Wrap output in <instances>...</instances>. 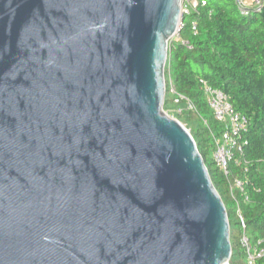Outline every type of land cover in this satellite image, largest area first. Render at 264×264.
Returning a JSON list of instances; mask_svg holds the SVG:
<instances>
[{
  "label": "water",
  "instance_id": "95a60500",
  "mask_svg": "<svg viewBox=\"0 0 264 264\" xmlns=\"http://www.w3.org/2000/svg\"><path fill=\"white\" fill-rule=\"evenodd\" d=\"M181 0H0V264H231L226 204L164 109Z\"/></svg>",
  "mask_w": 264,
  "mask_h": 264
},
{
  "label": "trees",
  "instance_id": "16d2710c",
  "mask_svg": "<svg viewBox=\"0 0 264 264\" xmlns=\"http://www.w3.org/2000/svg\"><path fill=\"white\" fill-rule=\"evenodd\" d=\"M191 16L198 23V31L194 35L190 29L188 39L173 41L171 62L166 66L164 109L190 128L226 207L232 201L228 183L212 161L214 134L220 135L221 126L207 103L201 80L224 91L235 110L248 117L249 143L242 154L236 155L240 164H233V170L247 182L248 200L241 192L237 193L246 223L245 232L250 233L253 244L262 240L264 247V7L261 12L244 15L237 0H207L204 6L200 0ZM186 30L187 27L180 37ZM171 84L176 93L171 92ZM178 94L195 103L197 110H186V100L176 102ZM179 109H183L182 112ZM195 118L202 120V126H194ZM227 211L233 246L230 263L247 264L246 251L240 244L244 232L240 219L235 212L239 234L235 236L232 216L228 208ZM255 264H264V258Z\"/></svg>",
  "mask_w": 264,
  "mask_h": 264
},
{
  "label": "built area",
  "instance_id": "2783aa9c",
  "mask_svg": "<svg viewBox=\"0 0 264 264\" xmlns=\"http://www.w3.org/2000/svg\"><path fill=\"white\" fill-rule=\"evenodd\" d=\"M240 11L244 15H251L255 12H261L264 7V0H237ZM200 4V0H181L180 4V22L176 35L169 41V58L167 64L169 65L172 58L173 41L180 38L181 31L187 27L184 22L186 16H191ZM207 4V0H201V5ZM191 30L193 34H197L198 23L193 20L191 23ZM183 43L191 47L188 41L183 40ZM204 87V93L207 103L210 106L215 120L221 126L220 135L216 136L215 148L212 154L213 161L216 167L222 172L228 183V191L232 201L236 205V213L240 219L241 226L244 230L240 237V244L246 251L247 264H255L260 258H264L263 241L259 240L253 244L248 236L246 230V223L239 204L238 191L245 195L244 199L248 200L245 194L246 180L235 175L233 164L239 165L240 162L236 155L242 154L249 140L247 133L249 131L250 121L248 117L241 112L235 110L231 103L229 96L222 90L211 87L205 80H201ZM171 92L176 93V90L171 84ZM186 100V110L196 111V105L184 95H179L175 99L176 102ZM183 109H179L182 112ZM169 114V113H168ZM170 115V114H169Z\"/></svg>",
  "mask_w": 264,
  "mask_h": 264
},
{
  "label": "rangeland",
  "instance_id": "374dc122",
  "mask_svg": "<svg viewBox=\"0 0 264 264\" xmlns=\"http://www.w3.org/2000/svg\"><path fill=\"white\" fill-rule=\"evenodd\" d=\"M194 20V18L192 16H186L185 19H184V22L185 24L187 25V30L184 31L182 34H181V37L182 39H188L190 37L191 34H188V32H190V29H191V23L192 21ZM191 33V32H190ZM171 115V114H170ZM172 117H175L174 115H171ZM176 118V117H175ZM194 122V126L198 125V126H202V120H200L199 118H195L193 120ZM185 125V124H184ZM187 127V125H185ZM189 130L190 128L187 127ZM212 161H213V157H212ZM214 162V161H213ZM227 208L229 209L230 213H231V216H232V220H233V227L235 228V232H234V235L235 236H238V228L235 224V219H236V216H235V212H236V205L233 201H229L227 203ZM248 236L250 237V233L248 232Z\"/></svg>",
  "mask_w": 264,
  "mask_h": 264
}]
</instances>
